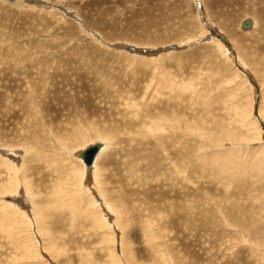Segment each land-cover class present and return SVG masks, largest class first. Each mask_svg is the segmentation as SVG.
I'll return each instance as SVG.
<instances>
[{"label": "rangeland", "instance_id": "rangeland-1", "mask_svg": "<svg viewBox=\"0 0 264 264\" xmlns=\"http://www.w3.org/2000/svg\"><path fill=\"white\" fill-rule=\"evenodd\" d=\"M213 1L0 0V264H264L263 5Z\"/></svg>", "mask_w": 264, "mask_h": 264}, {"label": "bare ground", "instance_id": "bare-ground-1", "mask_svg": "<svg viewBox=\"0 0 264 264\" xmlns=\"http://www.w3.org/2000/svg\"><path fill=\"white\" fill-rule=\"evenodd\" d=\"M215 1V0H214ZM213 1V2H214ZM239 1V0H238ZM201 2H202V0H201ZM197 5L199 6V0H197ZM238 3V2H237ZM241 3V2H240ZM214 4V3H213ZM216 4V3H215ZM221 4V3H220ZM259 4H261V5H263V7H261L260 8V11H259V17H261V18H264V0H259ZM222 5V4H221ZM238 6V5H237ZM216 7V6H215ZM199 11L201 12V10L199 9ZM201 14V13H200ZM226 16V15H225ZM200 20H201V22H203L204 23V19H203V17H200ZM207 24H205V26H206ZM248 26L246 25L245 26V28H247ZM211 31L213 32V34L217 37V38H219L224 44L226 43V41L224 40L225 38L223 37V36H221V35H219L215 30H213V29H211ZM261 33V32H260ZM226 45V44H225ZM226 47H227V49H228V45H226ZM232 55H233V65L235 66V68L241 73V74H243V76L247 79V81L251 84V86L253 87V89H254V93H255V96H257L258 95V93H257V86H256V84H255V82L253 81V79L251 78V76L240 66V65H238L237 64V57L235 56V52H233L232 51ZM254 105H255V114H256V112H257V102L255 101V103H254ZM257 120V119H256ZM176 122V121H175ZM176 125H178V124H176ZM148 137V136H147ZM163 138H166V137H163ZM162 139V138H161ZM172 140H174L175 139V137H172L171 138ZM144 140H145V138H144ZM150 140V139H149ZM167 141V139H162L161 140V143H164V142H166ZM92 146H95L96 147V151H95V154H94V156H93V159H92V161L89 163V164H87V163H85L84 161H83V159H82V157H80L81 159H82V161H83V163H84V165L86 166V169H89L90 167H91V165H92V163H94L93 161H94V159H95V157L98 155L97 153L99 152V149H100V147H99V145H92ZM81 155H82V153H81ZM95 161H97V160H95ZM95 164V163H94ZM91 169V168H90ZM94 171V170H93ZM176 196V195H175ZM108 200V199H107ZM176 201H177V199H176ZM179 205V204H178ZM177 205V206H178ZM179 207V206H178ZM177 215H178V213H177ZM179 223V222H178ZM133 226V225H132ZM181 231V230H180ZM127 250V249H126ZM139 258V257H138Z\"/></svg>", "mask_w": 264, "mask_h": 264}, {"label": "water", "instance_id": "water-1", "mask_svg": "<svg viewBox=\"0 0 264 264\" xmlns=\"http://www.w3.org/2000/svg\"><path fill=\"white\" fill-rule=\"evenodd\" d=\"M95 151H96V147L95 146H89L87 149H85L83 152H82V159L85 163L89 164L92 159H93V156L95 154Z\"/></svg>", "mask_w": 264, "mask_h": 264}]
</instances>
